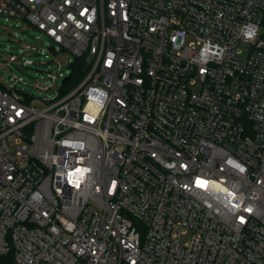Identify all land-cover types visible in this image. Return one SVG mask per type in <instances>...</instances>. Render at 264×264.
<instances>
[{
	"label": "built area",
	"instance_id": "1",
	"mask_svg": "<svg viewBox=\"0 0 264 264\" xmlns=\"http://www.w3.org/2000/svg\"><path fill=\"white\" fill-rule=\"evenodd\" d=\"M0 15L72 57L51 99L0 82V257L264 264V0H0Z\"/></svg>",
	"mask_w": 264,
	"mask_h": 264
},
{
	"label": "rangeland",
	"instance_id": "2",
	"mask_svg": "<svg viewBox=\"0 0 264 264\" xmlns=\"http://www.w3.org/2000/svg\"><path fill=\"white\" fill-rule=\"evenodd\" d=\"M50 45V40L35 27L0 15V82L5 86L14 83L17 91L34 97L51 99L56 96L62 78L51 81V76H56L58 70L66 74L72 57L63 53L53 56L47 50ZM22 49L28 50L27 59L33 61L32 65L25 67L9 61L11 55H19ZM14 142L15 138L10 137L13 151Z\"/></svg>",
	"mask_w": 264,
	"mask_h": 264
},
{
	"label": "trees",
	"instance_id": "3",
	"mask_svg": "<svg viewBox=\"0 0 264 264\" xmlns=\"http://www.w3.org/2000/svg\"><path fill=\"white\" fill-rule=\"evenodd\" d=\"M0 264H14L13 255L0 257Z\"/></svg>",
	"mask_w": 264,
	"mask_h": 264
},
{
	"label": "water",
	"instance_id": "4",
	"mask_svg": "<svg viewBox=\"0 0 264 264\" xmlns=\"http://www.w3.org/2000/svg\"><path fill=\"white\" fill-rule=\"evenodd\" d=\"M54 53V49H51ZM70 67L72 68L73 67V64L70 65ZM71 78V75H68L64 80H63V83H66L69 79Z\"/></svg>",
	"mask_w": 264,
	"mask_h": 264
}]
</instances>
